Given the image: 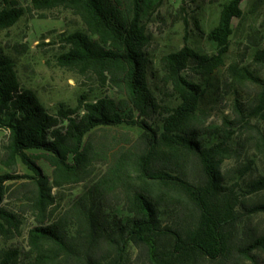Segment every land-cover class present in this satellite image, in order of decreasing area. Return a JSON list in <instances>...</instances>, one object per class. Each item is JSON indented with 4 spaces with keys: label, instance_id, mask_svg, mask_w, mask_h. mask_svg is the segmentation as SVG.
Wrapping results in <instances>:
<instances>
[{
    "label": "trees",
    "instance_id": "16d2710c",
    "mask_svg": "<svg viewBox=\"0 0 264 264\" xmlns=\"http://www.w3.org/2000/svg\"><path fill=\"white\" fill-rule=\"evenodd\" d=\"M29 1L39 9L62 6L80 18L85 31L63 35L66 50L57 62L82 78L96 77L114 95L89 100L81 94L76 106L60 104L51 113L20 84L13 59L0 46V129L7 131L2 162L11 167L20 160L31 171L18 190L31 186L28 206L35 220L27 249L0 248V264H131L134 248L150 264H238L239 257L258 264L254 252L264 250V234L246 243L239 230L249 213L264 212V203L241 204L233 185L225 183L221 166L236 152L234 122L205 127L201 106L207 89L199 81L224 65L241 0L222 4L207 33L214 53L184 44L161 57L162 82L175 104L161 101L149 87L143 0ZM23 14L14 1L2 6L0 31ZM255 57L264 61V50ZM262 91L257 113L234 107L243 124L257 115L264 119ZM124 125L138 129L135 144L106 151L99 177L57 213L53 188L84 177L93 159L104 156L90 141L94 131ZM256 133L264 155V132ZM37 159L52 169L51 177ZM14 178L0 175V238L6 240L21 234L19 215L1 204L3 182ZM250 188L263 190L264 174Z\"/></svg>",
    "mask_w": 264,
    "mask_h": 264
},
{
    "label": "rangeland",
    "instance_id": "374dc122",
    "mask_svg": "<svg viewBox=\"0 0 264 264\" xmlns=\"http://www.w3.org/2000/svg\"><path fill=\"white\" fill-rule=\"evenodd\" d=\"M10 1L17 3L24 14L12 27L0 31V46L13 59L20 84L31 89L49 112L54 113L60 104L76 106L81 94L89 100L96 96L114 95V91L96 77L82 78L57 62V57L66 50L63 35L76 30L85 31L77 15L62 6L35 8L29 0H0V8ZM228 1L143 0L141 20L150 37L146 48L150 61L147 77L149 87L158 99L175 104V98L169 96V88L162 82L161 57L179 50L184 44L199 53H214L215 44L207 38V33L217 24L221 6ZM240 8L242 16L232 19L233 32L229 37L224 65L209 78L199 81L207 89L201 106L206 112L205 127L218 129L224 120L234 122L231 125L234 131L232 144L236 152L226 157L221 172L225 183L233 185L241 204L249 206L264 203V189L253 192L250 188L251 182L264 174V155L256 138L257 131L264 132V119L257 115L250 118L249 124H243L234 107L239 106L245 113L252 114L257 113L259 107L258 100L264 89V61L256 58L255 54L264 50V0H241ZM138 135V129L126 125L94 131L90 141L95 151L104 156L93 159L84 177L53 188L56 212H63L82 192L85 184L99 177L106 151L114 154L130 148ZM6 143L7 131L1 128L0 175L18 177L3 182L1 204L17 213L22 225L21 234L10 240L0 238V248L15 247L23 252L27 249V232L35 225V220L28 206L31 186L25 187L24 191L18 188L22 182L28 181L26 176L31 175V171L20 160L15 166L4 165ZM36 162L51 177L52 169L40 159ZM117 207L119 211L120 206ZM239 231L240 239L246 243L251 237L264 234V212L249 213L240 221ZM254 253H257L258 264H264V250ZM130 261L131 264H150L144 252L136 248L131 251ZM238 264L250 262L239 257Z\"/></svg>",
    "mask_w": 264,
    "mask_h": 264
}]
</instances>
